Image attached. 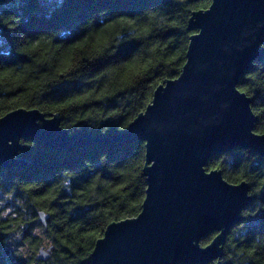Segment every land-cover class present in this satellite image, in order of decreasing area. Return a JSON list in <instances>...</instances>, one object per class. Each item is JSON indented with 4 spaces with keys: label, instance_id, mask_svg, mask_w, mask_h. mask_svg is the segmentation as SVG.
I'll return each instance as SVG.
<instances>
[{
    "label": "trees",
    "instance_id": "1",
    "mask_svg": "<svg viewBox=\"0 0 264 264\" xmlns=\"http://www.w3.org/2000/svg\"><path fill=\"white\" fill-rule=\"evenodd\" d=\"M210 3L0 0V117L38 109L58 113L71 134L124 132L156 87L179 76L193 34L188 20ZM238 89L252 100L255 132L264 133V53ZM21 143L20 156L35 162L20 171L0 166V264H90L107 225L141 211L144 143L99 141L63 151L34 139ZM206 170H220L233 184L246 181L253 196L247 224L228 235L221 264H264V158L236 148L213 157ZM39 212L48 215L47 226ZM8 245L23 251L11 257ZM42 248L50 250L44 262Z\"/></svg>",
    "mask_w": 264,
    "mask_h": 264
},
{
    "label": "water",
    "instance_id": "2",
    "mask_svg": "<svg viewBox=\"0 0 264 264\" xmlns=\"http://www.w3.org/2000/svg\"><path fill=\"white\" fill-rule=\"evenodd\" d=\"M186 61L178 77L156 87L151 102L117 135L69 133L58 113L15 109L0 117V166L20 171L35 162L20 156L21 140L63 151L99 141L144 143L146 181L140 213L111 222L90 264H221L231 229L253 202L246 181L230 183L206 170L236 148L264 158V133L240 79L264 53V0H211L188 20ZM43 226L48 215L38 213ZM216 233L207 245L203 237ZM42 262L50 250H39Z\"/></svg>",
    "mask_w": 264,
    "mask_h": 264
},
{
    "label": "rangeland",
    "instance_id": "3",
    "mask_svg": "<svg viewBox=\"0 0 264 264\" xmlns=\"http://www.w3.org/2000/svg\"><path fill=\"white\" fill-rule=\"evenodd\" d=\"M4 204V199H2L1 197H0V205H3ZM36 234H40L39 232H36ZM40 235H42V234H40ZM43 236V235H42ZM43 238H44V236H43ZM44 240L45 241H47L45 238H44ZM14 243V242H13ZM9 246V245H8ZM23 250H22V247H20V246H17V245H10L8 248H7V252H8V254L11 256V257H13V256H15V254H19L20 252H22Z\"/></svg>",
    "mask_w": 264,
    "mask_h": 264
},
{
    "label": "flooded vegetation",
    "instance_id": "4",
    "mask_svg": "<svg viewBox=\"0 0 264 264\" xmlns=\"http://www.w3.org/2000/svg\"><path fill=\"white\" fill-rule=\"evenodd\" d=\"M241 215H242V217H243L241 223H239L238 225L234 226V227L231 229V231H234L235 229L242 227L243 224H245L244 226H246L248 220L246 219V212H245V210L241 213ZM231 231H230V232H231ZM224 246H225V245H224ZM221 259H222V258H221ZM215 263H216V261L212 262L211 264H215Z\"/></svg>",
    "mask_w": 264,
    "mask_h": 264
}]
</instances>
